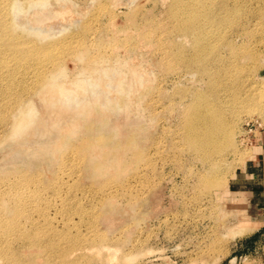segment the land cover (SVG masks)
<instances>
[{"label": "rangeland", "instance_id": "rangeland-1", "mask_svg": "<svg viewBox=\"0 0 264 264\" xmlns=\"http://www.w3.org/2000/svg\"><path fill=\"white\" fill-rule=\"evenodd\" d=\"M6 1L0 264H264V0Z\"/></svg>", "mask_w": 264, "mask_h": 264}, {"label": "bare ground", "instance_id": "bare-ground-1", "mask_svg": "<svg viewBox=\"0 0 264 264\" xmlns=\"http://www.w3.org/2000/svg\"><path fill=\"white\" fill-rule=\"evenodd\" d=\"M192 2L190 0H187V2H184V0H175L174 3H176L178 7V13H181L183 15V23L182 26L176 27L178 30L177 33L179 34H185L190 31V29L193 28V23L196 20H199V23L203 22H208L209 19L206 18V16L200 17L201 10L203 6L208 4H213V0H204L202 2H198L195 0V4L192 7H188L189 3ZM185 6V8H184ZM7 7V1L6 0H0V53H8L12 50V46L15 45V40L19 39L17 31V26H15L12 21H10L11 15L8 14V9ZM16 31V32H15ZM196 44L198 47L203 48L204 45L206 44V40L204 38H199L196 36L194 38ZM185 63V59L182 61ZM71 99L73 97L72 94L65 93ZM200 112L195 113L192 121L190 122L189 125V136L194 135V139L196 138V143L199 145L201 141H203L205 144L204 145H210V139H211V133L202 127V123L204 120H201L199 118ZM200 146V145H199ZM202 146V145H201ZM207 147V146H206ZM205 149V147H204Z\"/></svg>", "mask_w": 264, "mask_h": 264}]
</instances>
